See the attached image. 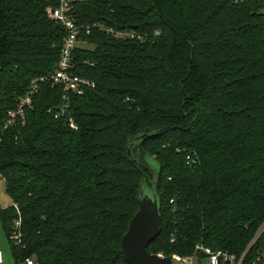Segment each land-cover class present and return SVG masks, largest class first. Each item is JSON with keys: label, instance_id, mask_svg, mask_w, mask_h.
Returning a JSON list of instances; mask_svg holds the SVG:
<instances>
[{"label": "trees", "instance_id": "obj_1", "mask_svg": "<svg viewBox=\"0 0 264 264\" xmlns=\"http://www.w3.org/2000/svg\"><path fill=\"white\" fill-rule=\"evenodd\" d=\"M56 4L0 0V221L14 263L127 264L121 238L140 186L156 183L149 252L205 264L202 245L264 264V0H73L71 70L94 83L80 93L51 78Z\"/></svg>", "mask_w": 264, "mask_h": 264}, {"label": "built area", "instance_id": "obj_2", "mask_svg": "<svg viewBox=\"0 0 264 264\" xmlns=\"http://www.w3.org/2000/svg\"><path fill=\"white\" fill-rule=\"evenodd\" d=\"M56 6L47 8L48 17L54 22L61 25L65 31V37L63 38V43L61 47L60 57L57 63V68L52 74L51 78L55 84L61 85L64 90L80 93L84 88L93 87L94 83L89 79L79 77L73 74L71 67L73 62V50L77 47L80 42V33L83 31L82 26H80L73 13V0H56ZM85 33H89V29H85ZM127 34V33H126ZM118 36H123L122 32L117 33ZM131 34V37H134ZM36 91V86L32 85L30 92L23 98L20 99L18 105L14 109H9L7 111V125L12 124L16 118L23 119L24 117V107L30 105L31 94ZM58 117V115H55ZM70 127L76 129V125L69 119ZM189 161H194L190 159ZM19 225V220L16 221L15 226ZM12 239L15 241L17 235H13ZM196 248L202 249L207 255V261L209 264H242V257L236 259L233 255L222 252V251H212L207 247L196 246ZM3 252L0 250V264H4ZM182 259L183 264H195L192 257H175ZM26 264H36L33 259H28Z\"/></svg>", "mask_w": 264, "mask_h": 264}, {"label": "water", "instance_id": "obj_3", "mask_svg": "<svg viewBox=\"0 0 264 264\" xmlns=\"http://www.w3.org/2000/svg\"><path fill=\"white\" fill-rule=\"evenodd\" d=\"M149 192L146 193L145 189ZM161 215L159 202L154 188L142 184L139 189L138 209L131 217L127 230L121 238V253L127 264H173V255L163 256L162 254L151 253L147 245L160 232ZM182 262V259H179ZM252 264H263L257 258Z\"/></svg>", "mask_w": 264, "mask_h": 264}, {"label": "rangeland", "instance_id": "obj_4", "mask_svg": "<svg viewBox=\"0 0 264 264\" xmlns=\"http://www.w3.org/2000/svg\"><path fill=\"white\" fill-rule=\"evenodd\" d=\"M145 191L146 193L149 192L147 188L145 189ZM9 203L10 201L5 191L4 180L3 178L0 177V207H4ZM0 250L3 252L4 264H15L11 255L9 239L2 228L1 221H0ZM173 264H183V263L180 262L178 258H174ZM205 264H209L207 260Z\"/></svg>", "mask_w": 264, "mask_h": 264}]
</instances>
